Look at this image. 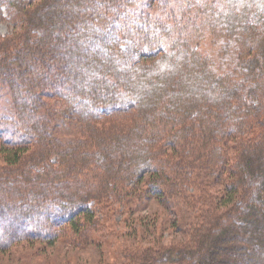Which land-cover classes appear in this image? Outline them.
<instances>
[{
  "label": "trees",
  "instance_id": "1",
  "mask_svg": "<svg viewBox=\"0 0 264 264\" xmlns=\"http://www.w3.org/2000/svg\"><path fill=\"white\" fill-rule=\"evenodd\" d=\"M4 1L0 252L155 202L135 264H264V0Z\"/></svg>",
  "mask_w": 264,
  "mask_h": 264
},
{
  "label": "rangeland",
  "instance_id": "2",
  "mask_svg": "<svg viewBox=\"0 0 264 264\" xmlns=\"http://www.w3.org/2000/svg\"><path fill=\"white\" fill-rule=\"evenodd\" d=\"M20 21L13 9L9 8L4 0H0V37L11 35L19 29ZM69 33V32H68ZM68 33L66 35H68ZM197 44H203L204 38L196 39ZM32 68V66L30 67ZM149 208L137 211H128L118 208L114 210L112 223L108 233L103 238L100 247H88L79 250L63 246L61 242L47 250L40 256L35 255V244L21 242L8 251L0 252V264H135V258H131L137 242L146 237L162 236V243H167L169 236L175 237L176 233L171 229L162 231L151 227L154 213H158V224L165 222L162 210L151 202ZM145 220L143 222V220ZM150 222V225H147ZM111 233V234H110ZM135 260V261H134Z\"/></svg>",
  "mask_w": 264,
  "mask_h": 264
}]
</instances>
